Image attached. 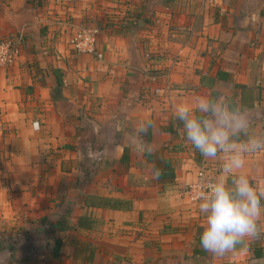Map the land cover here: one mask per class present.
I'll return each mask as SVG.
<instances>
[{"label": "crops", "instance_id": "crops-1", "mask_svg": "<svg viewBox=\"0 0 264 264\" xmlns=\"http://www.w3.org/2000/svg\"><path fill=\"white\" fill-rule=\"evenodd\" d=\"M80 29L94 53L73 50ZM0 39L16 48L0 68V264H264V213L233 251L200 247L184 189L223 157L173 115L221 95L264 136V0H0ZM163 159L170 180L153 175ZM241 171L264 185V151Z\"/></svg>", "mask_w": 264, "mask_h": 264}, {"label": "clouds", "instance_id": "clouds-1", "mask_svg": "<svg viewBox=\"0 0 264 264\" xmlns=\"http://www.w3.org/2000/svg\"><path fill=\"white\" fill-rule=\"evenodd\" d=\"M173 115L181 122L184 138L196 151L208 158L223 157L215 179L198 184L193 196L204 217L199 245L223 256L246 238L259 234L264 185H254L241 170L249 155L264 151V136L251 132L247 110L221 95H195L191 102L175 104ZM144 128L142 123L137 137ZM134 147L143 150L144 143L137 138ZM158 174L154 170L153 175Z\"/></svg>", "mask_w": 264, "mask_h": 264}, {"label": "built area", "instance_id": "built-area-1", "mask_svg": "<svg viewBox=\"0 0 264 264\" xmlns=\"http://www.w3.org/2000/svg\"><path fill=\"white\" fill-rule=\"evenodd\" d=\"M96 30L80 29L69 41L72 48L77 53H94L96 43ZM16 48L10 39H0V68L7 67L15 57ZM198 181L189 184L184 193L191 201L193 199L198 184H206L213 180L212 177L205 175L203 170L197 172Z\"/></svg>", "mask_w": 264, "mask_h": 264}, {"label": "trees", "instance_id": "trees-1", "mask_svg": "<svg viewBox=\"0 0 264 264\" xmlns=\"http://www.w3.org/2000/svg\"><path fill=\"white\" fill-rule=\"evenodd\" d=\"M161 165H162V169L164 172L162 173H159L157 175L158 178H160L161 174L164 175L167 179H172L173 178V173H172V169L171 167L169 166L168 164V161L167 159H163L161 161ZM103 205H106V206H109L110 208H119V207H122V204L119 200H107L105 202H103ZM85 219L84 218H79L78 221H77V224L78 226H82V225H88V224H84V221Z\"/></svg>", "mask_w": 264, "mask_h": 264}]
</instances>
